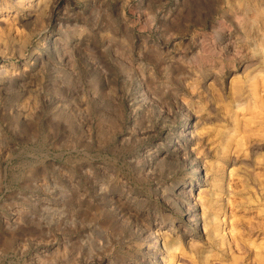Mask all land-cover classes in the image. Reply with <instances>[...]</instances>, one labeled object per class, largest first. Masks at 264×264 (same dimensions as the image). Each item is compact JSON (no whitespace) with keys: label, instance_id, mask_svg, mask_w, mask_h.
<instances>
[{"label":"rangeland","instance_id":"1","mask_svg":"<svg viewBox=\"0 0 264 264\" xmlns=\"http://www.w3.org/2000/svg\"><path fill=\"white\" fill-rule=\"evenodd\" d=\"M0 264H264V0H0Z\"/></svg>","mask_w":264,"mask_h":264},{"label":"bare ground","instance_id":"2","mask_svg":"<svg viewBox=\"0 0 264 264\" xmlns=\"http://www.w3.org/2000/svg\"><path fill=\"white\" fill-rule=\"evenodd\" d=\"M197 197H200V195L197 196ZM198 199H199V198H198ZM199 201H202V200L200 199ZM195 205H196V203H195ZM161 233H162V232H161L160 229H158V230L156 231L155 238H156V242H157V244L160 243ZM163 245H164V244H163Z\"/></svg>","mask_w":264,"mask_h":264}]
</instances>
